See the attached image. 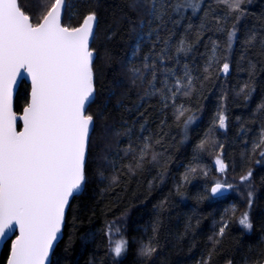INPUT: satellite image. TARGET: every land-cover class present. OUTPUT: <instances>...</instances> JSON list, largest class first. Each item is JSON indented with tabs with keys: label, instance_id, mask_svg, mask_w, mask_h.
I'll return each instance as SVG.
<instances>
[{
	"label": "trees",
	"instance_id": "16d2710c",
	"mask_svg": "<svg viewBox=\"0 0 264 264\" xmlns=\"http://www.w3.org/2000/svg\"><path fill=\"white\" fill-rule=\"evenodd\" d=\"M67 1L63 25L78 27L91 12L99 20L92 44L96 53V97L88 109L94 116L95 128L89 145L86 183L71 202L64 236L51 264H201L213 247L210 238L224 219L228 228L223 237H216L220 243L211 254V264H226L228 260L232 264L264 262V157L258 150L253 154L252 148L264 127V110L259 108L264 104V0H250L242 6L245 14L235 25L237 42L225 53L230 71L225 76L214 68L212 78L204 82L199 93L187 98L186 107L195 113V120L186 130L176 127L171 110L162 113L155 99L139 110L135 107L140 103V86L131 79L128 58L139 21L144 18L137 7L139 0ZM51 3L52 0H19L34 25ZM223 8L217 6L228 28L232 18L220 11ZM201 19L189 12L184 25L189 20L193 25L190 39L195 55L189 62L194 61L202 69L209 36L221 43L226 37L222 32H205L198 38L195 33ZM250 34L256 36L255 47L244 45ZM241 55L246 59L241 60ZM249 60L256 64V72L252 77L254 91L245 99L240 90L249 81ZM29 93V85L22 83L15 101L18 114L27 106ZM220 111L226 116V128L218 126ZM145 118V131L141 132L139 126ZM162 120L168 127L163 145L156 146L161 153L159 162L146 164L135 175L128 174L123 167L128 161L122 151L129 143L125 131L132 129L131 139L138 143L146 135L158 134ZM202 142L204 147L200 148ZM218 157L226 165L221 176L214 167ZM191 167H196L197 172L185 180ZM249 169L252 176L242 182L241 176ZM114 171L120 173V179L110 187ZM219 180L232 188L228 196L214 199L210 188ZM248 185L253 192L250 209ZM244 211H249L251 230L238 223ZM127 213L129 220L122 229L128 241L127 251L113 259L108 252L106 227ZM149 241L157 251L146 258L139 249ZM11 243L12 239L6 243L0 264H7Z\"/></svg>",
	"mask_w": 264,
	"mask_h": 264
},
{
	"label": "snow or ice",
	"instance_id": "6c2138e0",
	"mask_svg": "<svg viewBox=\"0 0 264 264\" xmlns=\"http://www.w3.org/2000/svg\"><path fill=\"white\" fill-rule=\"evenodd\" d=\"M248 2L139 0L137 7L144 18L139 21V31L128 58L131 79L140 86L137 97L140 103L136 109L155 99L160 111L170 109L176 127L186 130L195 120V113L186 107L187 98L199 93L204 82L212 78L214 68L225 76L230 71L225 53L237 42L235 25L245 14L242 6ZM219 5L224 6L220 11L231 15L228 28L218 12ZM67 7V0H52L34 25L19 0H0V242L17 230L19 233L12 240L8 264H49L54 244L62 236L70 200L81 194L87 179L86 161L94 116L86 108L94 102L96 89L95 49L89 47V41L94 36L97 17L95 12L88 13L80 26L70 28L61 23ZM189 12L202 17L195 33L198 38L205 32H222L226 37L221 43L209 36L206 45L209 51L202 69L194 61L189 62L195 55L190 39L193 25L190 20L184 25ZM256 43L255 34L244 40L248 47H255ZM261 47L264 50V42ZM240 59L246 57L241 55ZM248 71L249 81L240 90L245 99L254 91L252 77L256 64L251 60ZM17 78L31 81L30 99L20 117L23 130L19 132L17 114L11 103ZM259 108L264 110V104ZM146 123L147 118L140 123L141 132L145 131ZM217 123L220 128L227 127L223 111L217 113ZM159 127L158 134L146 135L138 143L131 139L132 129L125 131L129 143L122 150L123 157L128 158L123 167L128 174L135 175L146 164L159 162L161 153L156 146L163 145L168 125L162 120ZM199 147L203 148L204 143ZM252 148L253 154L258 150L264 157V127ZM110 163L114 166V162ZM216 163L220 171L225 170L222 159L218 157ZM195 172L197 168L191 167L184 179L188 180ZM251 176L249 169L241 181H248ZM119 179L120 173L114 171L110 187ZM222 187L232 188V185L216 183L211 192L218 193ZM248 187L250 209L253 192L251 185ZM238 223L247 230L252 229L249 211L241 214ZM227 228L228 221L224 219L218 232L210 238L213 247L201 264H211V254L220 243L216 237H223ZM105 235L109 254L120 258L127 251L128 241L120 235L119 226L108 225ZM156 251V245L149 241L140 247L139 254L150 258ZM226 264H232L231 260Z\"/></svg>",
	"mask_w": 264,
	"mask_h": 264
},
{
	"label": "water",
	"instance_id": "95a60500",
	"mask_svg": "<svg viewBox=\"0 0 264 264\" xmlns=\"http://www.w3.org/2000/svg\"><path fill=\"white\" fill-rule=\"evenodd\" d=\"M67 3H68V1H67ZM64 15H65V14H63L62 17H61V23H62V25H63ZM96 17H97V15H96ZM98 22H99V20H98V17H97V19H96V23H95V27H94V36H93V38H90V41H89V47H90V48H92V44H93V41H94V37H95L96 31H97V28H98ZM95 60H96V53L94 54L93 65H94V63H95ZM21 71L23 72V70H21ZM22 83H26L27 85H29V87H30V93H31V81H30V78H25L24 80H21L20 78H17V83H16V85L13 86V89H12L11 103H12V110H13V112H15V113L17 114L16 130H17L18 132L23 130V124H22V120L20 119V117L23 115V111H24L25 108L23 109V111H22L21 114H18V113L16 112V110H15V101H16V97H17V94H18L19 88H20V86H21ZM30 93H29V99H30ZM95 97H96V89H95ZM94 100H95V98H94ZM92 103H93V102H92ZM92 103H91V104H92ZM91 104H90V105H91ZM90 105L87 106V108H86L87 112H88V109H89ZM94 128H95V121L93 122V128H92V130H91V132H90V140H91L92 134H93V132H94ZM89 145H90V143H89ZM88 154H89V148H88ZM87 160H88V158H87ZM86 164H87V161H86ZM215 184H216V183H215ZM215 184H213V185L211 186V188L214 187ZM220 184H221V183H220ZM222 185H225V184H222ZM225 186H226V185H225ZM83 188H84V187H83ZM211 188H210V194H211L212 198H214V199L223 198V197H226V196H228V195L230 194V188L222 187V188L220 189V191H219L218 193H215V194H213V193L211 192ZM82 191H83V189H82ZM81 193H82V192H81ZM79 195H80V194H79ZM79 195H77V196H79ZM77 196H74V197L70 200V204H69V206H68V208H67V210H66L65 223H64V226H63V230H62V236H61V238H60L57 242H55V244H54L53 251H52V253H51L50 257H49V264H51V262H52V257H53V255H54V252H55L57 246L59 245V243H60V242L62 241V239H63V236H64V229H65V225H66L67 213H68L69 207H70V205H71V202H72L73 199H74L75 197H77ZM18 234H19V233H18V230H17V231L11 236V237H9L8 239H6L5 241L0 242V257H1L2 251H3V249H4L5 245H6V243H7L10 239L13 240V239L15 238V236L18 235ZM9 258H10V255H9ZM8 260H9V259H8ZM7 264H8V261H7Z\"/></svg>",
	"mask_w": 264,
	"mask_h": 264
},
{
	"label": "rangeland",
	"instance_id": "374dc122",
	"mask_svg": "<svg viewBox=\"0 0 264 264\" xmlns=\"http://www.w3.org/2000/svg\"><path fill=\"white\" fill-rule=\"evenodd\" d=\"M36 1L38 2V1H40V0H36ZM216 160H217V159L214 160V167H215V169L217 170V174H218V176H221L222 174H224V173H223L224 171H220V169H219V165L216 163ZM223 162H224V161H223ZM216 183H221V184H225V185H227V183H226L225 181H223V180H219V181H217ZM128 220H129V214L127 213V214L123 215L120 219H118V220L116 221V223H114L115 225H118V226H119V228H120V235H121V236H123L122 229L124 228V226H125V224L128 222ZM112 257H113V256H112ZM113 259H115V258L113 257Z\"/></svg>",
	"mask_w": 264,
	"mask_h": 264
}]
</instances>
